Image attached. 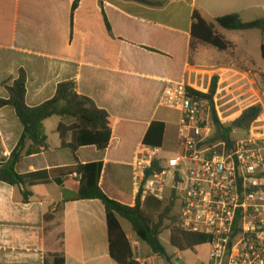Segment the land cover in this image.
I'll list each match as a JSON object with an SVG mask.
<instances>
[{
  "label": "crops",
  "instance_id": "crops-1",
  "mask_svg": "<svg viewBox=\"0 0 264 264\" xmlns=\"http://www.w3.org/2000/svg\"><path fill=\"white\" fill-rule=\"evenodd\" d=\"M75 1L0 0V99L8 97L3 84L11 85L21 69L27 73L29 107L52 99L60 83L74 81L79 94L114 119L108 149L83 147L78 160L102 162L103 191L134 206L131 163L153 123L165 126L163 156L174 146V154L178 152L179 114L159 106L167 83L186 81L206 90L217 74L220 89L241 96L247 92L244 85L237 87L248 73L239 67L238 44L227 37V30L217 28L235 47L221 52L216 64L205 62L213 53L206 45L191 53L194 12L207 22L232 14L245 22L264 20V0H80L72 16ZM242 50L243 61L249 62V49ZM261 97L264 100V91ZM71 123L59 117L44 122L49 149L17 165L24 186L0 180V264H117L109 253L103 203L76 200L78 178L65 170L76 162L71 152L60 150L57 128ZM22 131L14 110L0 109V164L8 162ZM131 140L132 159L113 149ZM25 190L32 193L29 201L24 200ZM122 226L136 260L158 264L160 258L144 250L137 237L131 238L124 222ZM204 259L207 263L209 254Z\"/></svg>",
  "mask_w": 264,
  "mask_h": 264
},
{
  "label": "built area",
  "instance_id": "built-area-1",
  "mask_svg": "<svg viewBox=\"0 0 264 264\" xmlns=\"http://www.w3.org/2000/svg\"><path fill=\"white\" fill-rule=\"evenodd\" d=\"M192 91L208 89L164 88L159 106L179 114L178 152L140 147L131 163L136 197L165 203L183 231L206 236V264H264V118L241 139L215 141L213 106Z\"/></svg>",
  "mask_w": 264,
  "mask_h": 264
},
{
  "label": "trees",
  "instance_id": "trees-1",
  "mask_svg": "<svg viewBox=\"0 0 264 264\" xmlns=\"http://www.w3.org/2000/svg\"><path fill=\"white\" fill-rule=\"evenodd\" d=\"M101 1V0H100ZM76 0L72 7V16L79 6ZM191 53L199 45H206L220 52L234 49V44L222 36L217 28L227 31H264V20L245 22L238 14L217 18L215 22H207L196 11L192 18ZM108 28L109 25H108ZM264 59V42L262 44ZM7 99H0V109L11 108L22 125L21 138L13 150L10 159L0 164V180L10 186H24L25 177L18 174L17 165L25 158L41 154L49 149L48 137L45 134L44 122L52 117L71 120L70 125L60 124L57 133L60 138V150L72 153L76 165L65 169L68 174H77L81 179L74 181L77 186L76 200H99L106 211L108 228L109 253L117 264H141L135 258L133 246L129 240L122 222H128L137 239L147 244L154 256L164 261L167 257L170 264H175L168 255L161 241V236L171 230L170 243L180 252L195 250L207 245L208 238L200 234L183 231L177 224V218L172 216L171 207L147 197L144 202L138 196L134 206L124 205L108 197L100 186L103 172L102 162L82 164L77 153L83 147H95L104 152L108 149L114 127V119L107 111L100 109L89 97L79 94L74 81L60 83L54 97L36 107H29L26 103L27 73L21 69L17 79L10 85L4 83ZM221 88L219 75L212 77L208 92L192 91L200 98L208 99L213 106V121L216 134L215 141L221 140L231 143L233 128L247 131L258 121L264 113V106L255 104L245 109L234 121L233 128L226 127L220 118L217 108V96ZM165 126L163 123H153L143 140V145L160 147L164 139ZM71 136L68 140V136ZM30 145L28 146V144ZM24 200L29 201L32 193L25 190ZM167 222H170L167 224ZM62 260L57 261V263Z\"/></svg>",
  "mask_w": 264,
  "mask_h": 264
},
{
  "label": "rangeland",
  "instance_id": "rangeland-1",
  "mask_svg": "<svg viewBox=\"0 0 264 264\" xmlns=\"http://www.w3.org/2000/svg\"><path fill=\"white\" fill-rule=\"evenodd\" d=\"M253 17V16H252ZM253 19V18H251ZM219 30H223L222 28L218 27ZM227 37L230 40L236 42L238 47L236 48V58L240 61L239 67L248 73L247 81H243V83L238 84L237 87L242 85L245 86L244 92H246L243 96L240 94L242 92L233 93L232 90H223L220 89L219 94L217 96V108L222 120V123L226 127H232L235 119L248 107H251L255 104L264 103V100L261 98V93L264 91V59L262 57V44H263V34L260 31H248V32H227ZM248 48L252 59L249 62H244L243 57V50L244 48ZM208 50H211L213 53L207 54L205 62L208 65L216 64L219 60V56H221V52L217 49L208 46ZM223 54V53H222ZM227 53H224V55ZM226 56V55H225ZM234 58V57H229ZM262 71L263 73H260ZM217 75V74H215ZM208 81H205L207 83ZM251 82V83H250ZM252 87L254 90H252ZM201 90V89H200ZM264 118V116H261ZM49 128V125H48ZM48 130V129H47ZM49 131V130H48ZM247 131L241 129H233L232 138L234 139H241L246 135ZM51 135V134H50ZM51 139L53 136L51 135ZM54 142V141H53ZM132 142V140H131ZM119 148V151L122 154L128 156V158L133 157V150L135 149V145L132 143H127L125 145L118 146L117 144L114 145L113 149ZM174 148L169 150L171 153L166 154L168 157H173ZM171 213V217H172ZM170 222H167L169 224ZM124 227L131 238H136L135 233L132 231L131 226L128 222H124ZM170 233L171 230H167L161 236L162 244L164 245L167 253L169 256L172 257L173 262L175 264H206L205 256L209 254V246L205 245L200 247L199 249L189 250L186 252H180L179 250L175 249L170 243ZM144 250L151 252L150 247L143 243ZM158 264H164L162 259L159 260Z\"/></svg>",
  "mask_w": 264,
  "mask_h": 264
},
{
  "label": "water",
  "instance_id": "water-1",
  "mask_svg": "<svg viewBox=\"0 0 264 264\" xmlns=\"http://www.w3.org/2000/svg\"><path fill=\"white\" fill-rule=\"evenodd\" d=\"M164 264H170L167 257L164 258Z\"/></svg>",
  "mask_w": 264,
  "mask_h": 264
}]
</instances>
